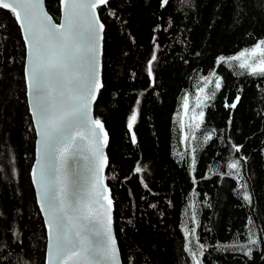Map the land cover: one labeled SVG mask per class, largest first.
<instances>
[{
  "label": "trees",
  "instance_id": "1",
  "mask_svg": "<svg viewBox=\"0 0 264 264\" xmlns=\"http://www.w3.org/2000/svg\"><path fill=\"white\" fill-rule=\"evenodd\" d=\"M45 6L59 21L60 0ZM98 14L103 87L94 116L108 134L104 181L122 263L194 264L187 243L200 264H264V75L227 60L264 40V0H110ZM18 26L0 9V264H45ZM237 96L234 109L225 106Z\"/></svg>",
  "mask_w": 264,
  "mask_h": 264
},
{
  "label": "snow or ice",
  "instance_id": "2",
  "mask_svg": "<svg viewBox=\"0 0 264 264\" xmlns=\"http://www.w3.org/2000/svg\"><path fill=\"white\" fill-rule=\"evenodd\" d=\"M168 2L161 0V7ZM109 4L110 0H60L61 17L57 24L45 10L44 0H0V9L14 16L27 47L25 76L39 137V156L32 176L48 229L45 264H119L112 233V200L106 195L108 190L100 175L107 163L103 147L108 136L102 122L91 117V105L103 87L100 57L105 25L98 9ZM108 14L116 17L111 8ZM156 59L154 51L147 62L149 77L153 76ZM225 60L220 57L218 63ZM227 60L238 61L239 67L250 75H264V40ZM215 83L219 90V77ZM239 100L237 96L225 106L234 109ZM203 115L201 111V122ZM136 120L137 111L133 109L127 125L133 143L136 142L133 132ZM234 147L240 151L239 146ZM76 156L88 162L92 174L91 187L87 190L74 178L70 161ZM238 167L239 161L228 164L229 169L238 170ZM141 171V167L135 168L136 173ZM243 198L250 202L247 192ZM105 200L107 205L103 203ZM191 234L195 235V229ZM185 235L187 239L189 233ZM254 236L255 232L250 229V244H257ZM199 247L202 254L204 246ZM185 250L191 253L194 264H200L187 243ZM251 252L249 248L244 255L251 258Z\"/></svg>",
  "mask_w": 264,
  "mask_h": 264
},
{
  "label": "water",
  "instance_id": "3",
  "mask_svg": "<svg viewBox=\"0 0 264 264\" xmlns=\"http://www.w3.org/2000/svg\"><path fill=\"white\" fill-rule=\"evenodd\" d=\"M44 7H45V10L47 11V9H46V6H45V0H44ZM48 12V11H47ZM60 17H61V6H60ZM49 14V13H48ZM50 15V14H49ZM51 16V15H50ZM52 17V16H51ZM53 18V17H52ZM53 21H54V23H57V24H59V22H60V18H59V21H56L54 18H53ZM19 27V26H18ZM21 34H22V32H21ZM102 36H103V34H102ZM22 37H23V34H22ZM22 40H24V39H22ZM24 45H25V42H24ZM103 39H102V41H101V57H100V61L102 62V54H103ZM25 62H24V76H25V66L27 65V63H28V56H27V47H26V45H25ZM101 72H102V63H101V69H100V74H101ZM25 83H26V95H27V102H28V108H29V112H30V114H31V117L30 118H32V122H33V125H34V131H35V135H36V139H35V156H34V162H33V164H32V168L30 169L31 170V172H30V176H31V183L33 184V187H34V189H35V196H36V200H37V204H38V206H39V210H40V212H41V215H42V217H43V222L45 223V220H46V217H45V214L41 211V208H40V204H39V202H38V199H37V192H38V189H37V186L33 183V176H32V169H33V167L34 166H37V159H38V156H39V153H38V145H37V141H38V139H39V137H38V135H37V125H36V122H35V117L33 116V111H32V108L30 107V101H31V97H30V95H29V92H28V82H27V78H26V76H25ZM98 94L99 93H97V96H96V99H95V101L94 102H96V100H97V97H98ZM92 103V105H91V117L93 118V119H97L96 118V116H94L95 115V113H94V105H95V103ZM103 124V123H102ZM103 126H104V124H103ZM105 127V126H104ZM104 131L107 133V131H106V129L104 128ZM107 136H108V134H107ZM107 145H108V142H107V144L103 147V154H104V157H106V160H107V163L104 165V167H103V170H102V172L100 173V175L103 177V186L104 187H106L107 188V196L111 199V197H110V190H109V188H108V186H107V184H106V181H104V179H105V171H106V169H107V167L106 166H108V157H107ZM88 155H91L90 153H87ZM70 165L74 168V178H75V180L77 181V183L80 185V186H83L84 188H85V190H87V188H90L91 187V182H92V174H91V172L88 170V167H89V165H88V162L87 161H85V160H83L80 156H76L73 160H71L70 161ZM102 190V189H101ZM103 203L105 204V205H107V201L105 200V201H103ZM113 205V204H112ZM111 218H112V233H113V236L115 237V239H116V235H115V230H114V218H113V206L111 207ZM45 227H46V255H45V260H44V262L46 261V256H47V245H48V229H47V225H46V223H45ZM116 244H118V242H117V239H116ZM117 249H118V253H119V264H123L122 263V260L120 259V257H121V255H120V251H119V247L117 246Z\"/></svg>",
  "mask_w": 264,
  "mask_h": 264
}]
</instances>
